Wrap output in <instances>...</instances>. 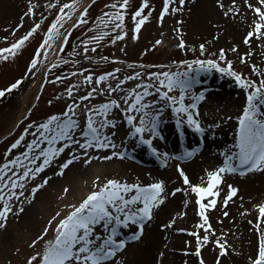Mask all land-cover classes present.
<instances>
[{
    "label": "rangeland",
    "instance_id": "obj_1",
    "mask_svg": "<svg viewBox=\"0 0 264 264\" xmlns=\"http://www.w3.org/2000/svg\"><path fill=\"white\" fill-rule=\"evenodd\" d=\"M85 1L79 0L81 7L70 18H65L59 25L57 31L62 34H65L70 29L67 34L68 39L64 41L63 48L60 50L57 60L52 64L53 66L46 71L41 88L35 92L33 86L36 79L35 70L37 63L32 68H29V64L33 55H37L38 62L44 52L41 50L37 54L36 49L43 42L44 34L49 24L55 19L57 12L60 10L59 6L67 3V0H0V48H6L19 39L20 36L25 35L33 24L39 23V27L23 42L15 55L4 53L3 55H6L7 59H0V89H4L17 79L22 78L21 83L16 88L0 96V164H4L8 159H20L19 167L11 164L7 166L9 171L5 172V178L13 172L16 173V176H21L24 168L29 169L34 166L29 163L28 159L20 157V153H27V143L39 137V132L42 129H37L34 125L43 124L49 116L66 111L67 105L75 102L78 107L73 109V112L76 113L73 118L84 127L87 115L84 105L92 107L106 102L109 98L119 99L126 90L135 88L137 84H140L141 87L156 84L159 87L156 79L148 75L149 72L187 70L188 75L195 78L191 93H204V99L197 102L196 109L191 110L196 115V119L199 120L203 132H198L194 126L188 125L185 118L178 128L175 127V136L174 129L171 128L173 142L165 143L166 147H163L162 150L167 152L172 147L179 146L177 138L186 133L190 134L193 138L188 140V142L186 141V145L185 143H180L182 154L185 153L183 148L190 146L191 149H196V151L189 159L199 158L203 160L205 157L215 159V164L212 165L211 169H209V165L204 167V164L200 161L199 164L209 170L222 166L226 155L231 156L232 153L238 152L236 147V134L239 126L238 117L246 103V90L242 86L237 85L233 77L221 73L215 68L197 71L198 66L193 65L189 68L187 64H180L179 62H190L196 59H217L219 49L223 48L225 49L226 59L232 61L233 69L247 78L257 81L258 84L262 76L259 73L252 72V66L255 64L260 68H264V56L256 57L255 54L252 55L251 53L250 56H245L244 62H241L240 55L249 53L251 51L250 47L241 48L236 45V50L231 51L230 49L233 45L222 37L217 36L214 38L210 35L203 37L191 33L190 25L184 18L182 6L178 3V0H171L170 10L165 13L162 20L159 19V13L163 0H149L150 19L135 34V39L133 38L132 29L134 22L131 18V13L139 6L141 0H129V7L123 9L126 12L125 23L122 25L126 35L123 37L119 36L120 29L116 28L118 21H115L114 18L112 21L105 20L103 24L97 19V17L104 19V13L115 11L109 7L115 0H92L86 7V15L81 18L77 13L85 6L83 5ZM231 2L230 4H232ZM209 3L211 4L212 2ZM29 6L33 9L31 13L28 12ZM172 7L176 8V11H171ZM145 14L148 13L145 12ZM76 19H84L87 23L72 28L71 25ZM21 21L23 22L21 23ZM17 24H20L19 28L16 27ZM86 39L88 43H83ZM181 39L185 41V47L183 48L179 47ZM157 40L160 41L159 44H156ZM59 41V37H53L50 41L51 47L47 53L51 52ZM201 44L205 46L203 52L200 49ZM217 62L222 66L224 65V61L217 60ZM116 69L119 71H115ZM107 73L111 75L105 81H102L101 85L95 84L94 80L92 82L84 80L85 76L99 77ZM125 76L131 77V79L125 80L123 84H120L119 82ZM118 84L119 91L108 92L106 89L104 93L98 95L94 93L91 97H87L89 91L99 89L102 85H111L115 88ZM69 89L72 90V96L67 94ZM27 91L29 92L27 93ZM149 91L150 97H145V100L155 98L158 101H162V98L151 87H149ZM191 93L186 96V103L193 102ZM170 94L178 95L179 90L176 89ZM80 96H85L87 99L81 101L79 100ZM24 97L25 103L22 104ZM130 99L131 97H129ZM260 107L264 111V105H260ZM21 109H23L22 114L20 112ZM112 111L118 113L119 119L125 123L126 117L123 112L116 108H113ZM135 115L138 117L139 113ZM178 115L184 114L174 113L170 104L163 107L159 125H162L164 121H169V124L173 121L177 122ZM26 128L28 129L27 132H25ZM124 129L129 131L130 126H125ZM120 134V132L117 133V135L125 139L126 135ZM21 136H23V140L17 148L7 151L11 144ZM137 140V137L127 136L125 143L116 144L117 149H106L108 150L107 155L113 150L125 152L123 158L118 157L107 160L109 166L113 167L126 160L136 166L143 164L136 157L128 154V150L134 155L136 151L146 152L144 147L146 144H139ZM44 143L48 142L42 141L41 148H43ZM33 151L38 153L39 149L34 148ZM6 152L7 155L5 154ZM177 161L179 163L187 162L188 159L177 158ZM42 162L41 158L37 161V165ZM231 162L238 164L235 159ZM53 164L54 162L50 163L40 173V175H44L43 180L45 178L48 179V175L53 170ZM148 167L153 168V166ZM242 170V168H238L235 172L222 174L223 179L221 185L218 186L220 195L217 197L216 206L206 209L209 223L212 225L209 231L216 237L229 236V230L232 228L229 226L232 222L235 223L237 221V211L239 208H245V200L248 203H254L256 200L258 203L264 202V170H250L241 175ZM54 171L56 170L54 169ZM159 171L161 180L164 181V189L167 196L177 195L182 198L186 201V205L190 207L188 209L190 211L192 202L195 201V194L187 192L185 187L188 185H185L182 178L179 177L177 166L172 168V170ZM113 175L115 176V174ZM230 176L235 177L232 182L227 179ZM52 180V178L48 179V183L44 186L48 187ZM204 182L206 183V179ZM19 183H23L24 187L12 189V191L17 193L16 196L9 199V206L12 211L8 213L6 220L0 219V224H4V227H0V264H27L28 257L41 251L44 241L53 238L55 223L70 210L67 206L56 209L55 216L51 218L52 224H49L48 221L50 219L45 217H38L39 220L37 221L36 218L30 216V213L34 210H32V204L36 202L43 187L38 188L33 193L32 188L39 184L38 181L30 185L28 179L24 178L23 181H18ZM229 184L236 187L238 191L225 205L222 197L227 194V186ZM9 188L10 185H6L5 189H0V191L5 192L6 198H8ZM19 193H23V195H19ZM207 199L209 198L206 197L205 201ZM0 207H3V201H0ZM20 209H23V211H20ZM58 212L60 216L56 215ZM154 212H156V209ZM225 212L227 215H224ZM165 213L167 212H162V215H160L158 212V214L156 213L157 216H152L153 218L149 222L150 227L152 226L154 229L162 228L161 225H163L165 219H168L166 218L168 214L165 216ZM54 217L55 219H53ZM45 227H48L49 231L36 244H33L32 241L41 235ZM197 229L199 231L195 230L198 234L203 230L202 228ZM255 234L257 235V232ZM118 235L119 238L127 239L124 235L122 236L119 233ZM186 236L190 239L188 243L190 245L195 237L192 233ZM166 239L167 237L163 236L161 243ZM145 242V240L141 242V239L127 240L125 247L119 249L116 255L111 257L105 264H171V262L173 264H199L201 259L196 258L194 262L189 259H173L171 261L169 257L161 254V245L157 246L156 244L153 254H136L130 260L132 246L140 248ZM253 254L254 251H251L250 255L243 258L242 264H249V257ZM211 260H206L205 264H209ZM213 264H220V262L216 261Z\"/></svg>",
    "mask_w": 264,
    "mask_h": 264
},
{
    "label": "snow or ice",
    "instance_id": "obj_2",
    "mask_svg": "<svg viewBox=\"0 0 264 264\" xmlns=\"http://www.w3.org/2000/svg\"><path fill=\"white\" fill-rule=\"evenodd\" d=\"M178 3L183 5L185 0H178ZM148 4L149 0H141L139 6L131 13V18L134 22L132 29L134 39L136 38L135 34L150 19L151 9L148 7ZM232 4L235 5L236 0H232ZM243 4L252 13V23L243 36L244 43L249 44L252 39L264 41V0H243ZM170 5L171 0H163L159 13L160 20L163 19L165 13L169 12ZM220 6L224 7L222 3ZM59 7L60 10L44 34L43 42L36 49L37 54L41 50L45 53L48 52L51 47L50 41L53 37H59L61 39L62 42L58 47L63 48V42L67 41L68 37L58 32L57 29L65 18H70L81 6L79 0H67V3ZM109 7L115 11L104 13V19H101V17H97V19L103 24L105 20L112 21L114 18L115 21H118L116 28L120 29L119 36H125L126 33L122 25L125 23L126 12L123 9L129 7V0H115ZM239 10V7L229 9V11L234 12H239ZM32 11V7L29 6L28 12L31 13ZM171 11H176V8L172 7ZM145 12L148 14H145ZM86 13L87 8H83L78 13V16L82 18ZM225 15H227V12H225ZM85 23L87 21L84 19H76L71 27L75 28L77 25ZM16 27L19 28L20 24H17ZM38 27L39 23L33 24L25 35L20 36L19 39L15 40V42L6 48H0V59H7V56L3 55L4 53L15 55L23 42ZM83 43H88V40L86 39ZM159 43L160 41L157 40L156 44ZM179 47H185V41L183 39L180 40ZM204 48V44H201V52L204 51ZM230 50L235 51L236 45H233ZM250 55L251 53H242L240 55L241 62H244L245 56ZM85 58L87 59V57ZM217 60L224 61V65L222 66ZM36 63L37 55H33L29 68H32ZM179 63L187 64L189 68L196 65L198 66L197 71L200 69L215 68L221 73L233 77L235 83L246 90V103L243 106L242 113L238 117L239 126L236 134V147L238 148V152L232 153L231 156L226 155L222 166L213 170H207L205 177L206 183L203 180L200 183H193L184 169L179 164L177 165L179 177L182 178L185 185L189 186L191 192L195 194L196 211L200 218V222L197 223L196 227L211 229L212 225L209 223V216L206 214V209L216 206L217 197L220 195V188L218 186L222 183V174L225 172H235L238 168L243 169L241 175L250 170H264V111L260 107V105H264V68H260L255 64L252 66V72L259 73L262 76L257 84V81L251 80L233 69L232 61L226 59L225 49L223 48L219 49L217 59H196L190 62L180 61ZM52 66L51 64L49 65V67ZM115 71L119 70L116 69ZM110 75V73H107L99 77L85 76L84 80L87 82L94 80L95 84L101 85V82L105 81ZM148 75L156 79L159 87L156 84L144 87L137 84L135 88L126 90L119 99L109 98L106 102L92 107L84 105L83 107L87 115L85 126L79 131V135L83 138L82 140H78L74 136L75 130L80 128L77 120L73 118L76 115L73 109L78 107L75 102L69 103L66 111L49 116L43 124L34 125L37 129H42L39 132V137L27 143V153H20V157L28 159L29 163L35 167L32 169L24 168L23 175L21 176H16V173L13 172L5 178V172L9 171L7 166L11 164L19 167L20 159H8L4 164H0V189H5L6 185H10L8 198L5 197L4 191H0V201H3V207H0V219L6 220L8 213L12 211L9 206V199L17 195L12 189L24 187V184H18V181H23L29 175L35 177L46 166L52 163L59 153L64 152L69 145H76L77 147L74 151L79 154L71 155L70 159L65 161L61 166V174L64 169L72 164L73 161L80 159L81 156L86 157L83 161L85 164L93 159L87 151H83L85 149H117V145L113 142L115 133L109 135L102 131L108 129L111 132V128L117 127L116 119L109 118L113 108L125 114L126 122L130 126V130L126 135L128 137L139 136V140L148 145L153 153H157V149L152 147L153 141L151 137L159 135L158 126L161 121V112L154 110L152 105H159L162 109L170 104L174 113L184 114L178 115V126L186 118L188 125L194 126L198 132H203L199 120L196 119V115L191 111L197 108V102L204 99L203 92L191 93L195 78L190 77L187 70L159 73L149 72ZM21 79H17L4 89H0V96L16 88L21 83ZM128 79H131V77L125 76L119 83L123 84ZM149 87L157 92L158 96L162 98V101H158L155 98L145 100V97H150ZM106 89L108 92L120 90L119 84L115 88L111 85H102L99 89L89 91L87 97H91L94 93L97 95L104 93ZM176 89L179 90L178 95L170 94ZM190 93L193 102L186 103V96ZM67 94L68 96H72V90L69 89ZM87 97L80 96L79 100H86ZM129 97H131L130 100ZM136 113H139L138 117L135 115ZM27 131L28 129L26 128L25 132ZM22 140L23 136L16 139L7 151L17 148ZM44 140L48 142V147L41 148V143ZM57 140L65 141L64 145L59 148L55 147L54 142ZM34 148L39 149V152H34ZM195 151L196 149L188 150L179 159L190 158L195 154ZM5 154L7 155V152ZM124 156L125 152L113 150L109 155H101L99 159L111 160L118 157L123 158ZM29 157L31 158L29 159ZM163 157L166 159L171 158L169 153H163ZM41 158L43 162L37 165V160ZM233 159L237 160L238 164H233L231 162ZM96 180H99V177H96ZM43 183H48V179L45 178ZM40 187H42V184H36L32 188V192L35 193ZM164 191V181L162 180L147 184H141L138 181L129 183L126 180L122 181L117 178H108L99 184L94 181L93 190L87 192L78 204L67 205L70 210L55 223L53 238L44 241L41 251L29 256L27 264H33V262L35 264H105L111 257L116 255L119 249L125 247L127 240L139 239L144 229L143 221L149 219L152 216L154 206L164 200V195H162ZM237 191L238 189L236 187L229 184L227 186V194L222 197L223 203L227 205L230 198ZM19 195H23V193H19ZM206 197L209 199L205 201ZM254 208L258 212L255 223L259 229L264 227V202L254 205ZM20 211H23V209H20ZM56 215L60 216V213L58 212ZM181 215H184V213H181ZM224 215H227V213L225 212ZM48 223L52 224V220L50 219ZM250 223L253 222L250 221ZM132 225H138V229L131 232L127 239L119 238L118 231L121 226L123 228H130ZM0 227H4V224H0ZM48 231V227H45L41 235L37 236L32 243L36 244ZM180 231H183V229H180ZM192 235L195 237L193 251L197 257H200L201 248L204 244L209 243L210 235L207 232L203 235H197L196 232H192ZM213 243L218 246L221 255L227 252L225 247L227 241L221 243L219 240H216ZM218 260L219 257H217ZM199 264H205V261L201 258ZM249 264H264V232H260L259 234L258 244L254 254L249 257Z\"/></svg>",
    "mask_w": 264,
    "mask_h": 264
},
{
    "label": "bare ground",
    "instance_id": "obj_3",
    "mask_svg": "<svg viewBox=\"0 0 264 264\" xmlns=\"http://www.w3.org/2000/svg\"><path fill=\"white\" fill-rule=\"evenodd\" d=\"M88 1L89 0H86L83 5H86ZM231 1L232 0H219L218 3V0H185V3L181 5V8L185 20H187V23L190 25L191 33L203 37L210 35L216 38L219 36L228 40L231 45H237L241 48L250 47L249 49H251L252 52L250 51L249 53H252V55L255 54L256 57L264 56V41L252 39L249 44H246L243 41V36L246 34L252 23L251 11L243 4V0H236L235 5L230 4ZM209 2L212 3L210 4ZM221 3L224 7L220 6ZM236 7H239V12L229 11V9H234ZM225 12H227V15H225ZM60 43L61 41L58 42L51 52H43L39 58L36 64V79L33 86L35 92L40 89L43 77L46 71L50 68L49 65H52L57 60L61 50V48L58 47ZM29 91H27V93ZM24 103L25 97L22 99V104ZM152 107L154 110H159L162 113L163 108L161 109L159 105H152ZM20 112L22 114L23 109H21ZM109 118L116 119L117 127L111 128V126H109L111 132H109L108 129H104L103 131L109 135L115 133L113 141L115 144L125 143L127 140L126 133L128 131L124 128L125 126H128L127 122L125 121L124 123V121L119 119L118 113L114 111L111 112ZM79 126L80 128L75 130L74 136L76 139L82 140L83 138L79 135V131L83 126L81 124H79ZM179 126L176 121H173L170 124L169 121H164L162 125L158 126L159 135L151 137L153 141L152 147H156L157 153H153L151 148L147 145H144L146 152L136 151L135 155L131 154L128 150V154L131 156L133 155L143 163L138 166L129 163L127 160L113 167L109 166L107 160L99 159L101 155H107L108 150L92 148L83 150L87 151L89 155L93 157L89 163L85 164L83 161L86 157L81 156L80 159L73 161L72 164L64 169L61 174V166L65 161L70 159L71 155L79 154L74 151L77 147L76 145H69L64 152L59 153V155L54 158L53 170L50 172V175H48V179L50 180V178H52L53 180L48 187L44 186V175H40L41 172L35 177H32L31 175L25 177V179H28L30 185L38 181L43 187L39 192L36 202H34L35 205L32 204V210H34L30 213V216L36 218L37 221L39 220L38 217L51 219L55 216L56 209L65 208L67 205L79 203L87 192L93 190L94 181L99 184L103 183L104 180L108 178H117L122 181L126 180L129 183L138 181L141 184H147L161 180L159 170H172V168L179 164L193 183H200L202 180L205 181L206 170L211 169L212 165L215 164V159L208 157H205L203 160L199 158H187V162H176L177 158L184 155L181 151L182 148L180 149V143H185L186 145V141L188 142V140H191L193 136L187 133L179 136L177 138L179 146L172 147L167 152L162 150L163 147H166L164 145L165 143L173 142L171 138V128L174 129L175 136V127L178 128ZM119 132L121 133L120 135H126L125 139L117 135ZM137 138V141L141 144L142 142L139 140V136H137ZM64 143L65 141L57 140L54 142V146L59 148L62 147ZM45 146L48 147V143H44L43 148H46ZM188 150H191L190 146L188 148L186 146L183 148L184 152ZM163 153H169L171 158H164ZM200 161L204 164V167L209 165V169H205L201 166L199 164ZM148 166H153V168ZM34 167L35 166L29 169ZM113 174H115V176ZM96 177H99V180H96ZM234 178L235 177L230 176L227 179L232 182ZM49 187H51V189H49ZM185 188L187 189V192L190 194L192 193L189 186H186ZM65 189H67V191H65ZM162 195H164V200L160 204L154 206L152 216H157L158 212L160 215H162V212H167L165 213V216L168 214L166 217L168 219H165V221L163 220L164 223L161 225L162 228L160 229H154L152 226L150 227L149 222L152 220V216L143 221L144 229L139 239H141V242L144 240L146 242L141 245V249L132 246L130 260H132L136 254H153L156 249V244L157 246L159 244L161 245V254L169 257L171 261L173 259H189L191 262H194L196 258H202L205 262L206 260L210 261V259H212L209 264H213L216 263L217 257H219L218 262H220V264H242L243 258L250 255L251 251L255 252L258 244V234L264 232V227L258 229L255 223L258 212L254 208V205L258 204L257 200H253L254 203H248V201L245 200V208H239L236 215L238 217L237 221L235 223L232 222L229 226L232 227L229 230V236L216 237L213 233H210V229L202 228V232L200 234L197 233L196 230L198 229L196 225L200 222V218L196 211L197 206L195 201L192 202V209L190 212L188 211L190 207L186 205V201L182 198H179L177 195L168 194L169 196H167L166 191H164ZM155 209L156 212H154ZM157 210L159 211L157 212ZM181 213H184V215H181ZM250 221L253 223H250ZM137 229L138 225H132L130 228H123L121 226L118 233L122 236L124 235L128 237L131 232L136 231ZM180 229H183V231H180ZM194 230L197 235H203L205 232L210 235L209 243L204 244L201 248L200 257H197L193 251L195 247V239L189 245L188 243L190 242V239L186 236L191 234ZM256 232L257 235L255 234ZM163 236H166L167 239L161 243ZM216 240H219L221 243L227 241L225 244L227 252L223 255L220 254L218 246L213 243ZM171 264H173V262H171Z\"/></svg>",
    "mask_w": 264,
    "mask_h": 264
}]
</instances>
